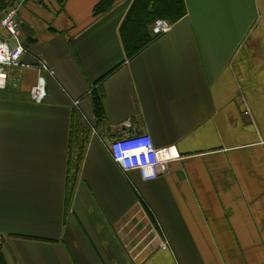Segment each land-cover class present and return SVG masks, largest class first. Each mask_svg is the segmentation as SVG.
<instances>
[{
	"label": "crops",
	"instance_id": "0c3cea01",
	"mask_svg": "<svg viewBox=\"0 0 264 264\" xmlns=\"http://www.w3.org/2000/svg\"><path fill=\"white\" fill-rule=\"evenodd\" d=\"M6 1L20 3L25 52L0 90L4 263L264 264V0H183L129 58L133 0L99 13L101 0ZM140 133L180 154L152 180L108 149Z\"/></svg>",
	"mask_w": 264,
	"mask_h": 264
},
{
	"label": "built area",
	"instance_id": "2783aa9c",
	"mask_svg": "<svg viewBox=\"0 0 264 264\" xmlns=\"http://www.w3.org/2000/svg\"><path fill=\"white\" fill-rule=\"evenodd\" d=\"M20 3L10 5L0 14V25L7 39L0 38V90L9 86L15 87L22 75V56L25 47L19 42L20 24L17 11ZM169 28V23L156 19L152 25V33L158 35ZM13 39L15 46L11 47L8 40ZM38 67L54 75V70L45 63L39 62ZM32 101L39 103L45 97V83L39 77L30 89ZM122 125H129L124 121ZM108 149L113 161L125 172L136 170L143 180H152L168 170L170 161L178 159L180 154L175 146L156 147L149 134L123 135L108 143ZM162 247H167L166 240L161 241Z\"/></svg>",
	"mask_w": 264,
	"mask_h": 264
},
{
	"label": "trees",
	"instance_id": "16d2710c",
	"mask_svg": "<svg viewBox=\"0 0 264 264\" xmlns=\"http://www.w3.org/2000/svg\"><path fill=\"white\" fill-rule=\"evenodd\" d=\"M112 0H101L93 12L99 13L109 7ZM11 1L0 0V12L5 10ZM4 8V9H3ZM183 0H133L130 9L121 26L120 35L126 57L129 58L141 50L157 35H152L149 30L155 19L160 18L173 23L185 15ZM94 113L99 119L102 118L101 96L98 90H92ZM0 264H5L0 253Z\"/></svg>",
	"mask_w": 264,
	"mask_h": 264
},
{
	"label": "water",
	"instance_id": "95a60500",
	"mask_svg": "<svg viewBox=\"0 0 264 264\" xmlns=\"http://www.w3.org/2000/svg\"><path fill=\"white\" fill-rule=\"evenodd\" d=\"M20 2L22 1V0H19ZM8 44L11 46V47H13V46H15V41L13 40V39H9L8 40Z\"/></svg>",
	"mask_w": 264,
	"mask_h": 264
},
{
	"label": "rangeland",
	"instance_id": "374dc122",
	"mask_svg": "<svg viewBox=\"0 0 264 264\" xmlns=\"http://www.w3.org/2000/svg\"><path fill=\"white\" fill-rule=\"evenodd\" d=\"M11 5V4H10ZM157 19H159V18H157ZM156 20V19H155ZM153 24V23H152ZM151 27H152V25H151Z\"/></svg>",
	"mask_w": 264,
	"mask_h": 264
}]
</instances>
